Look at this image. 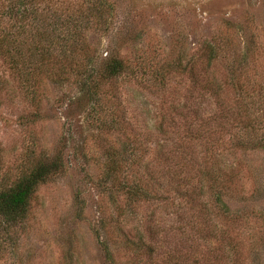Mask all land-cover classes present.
Listing matches in <instances>:
<instances>
[{"label":"rangeland","instance_id":"obj_1","mask_svg":"<svg viewBox=\"0 0 264 264\" xmlns=\"http://www.w3.org/2000/svg\"><path fill=\"white\" fill-rule=\"evenodd\" d=\"M105 1V15L95 10L90 15L88 0H41V4L63 16L84 18L83 41L87 42L83 44L90 46L92 56L97 55L98 61L111 53L138 66L143 63L140 70L168 68L193 56L205 61L203 46L212 41L224 48L219 61L248 62L249 76L258 86L263 85L264 0ZM95 4L99 5L100 0H92V5ZM81 52L78 49L76 58L84 64L85 51ZM0 72L9 77V69L1 58ZM70 78L62 86L45 79L41 88L34 87L36 94L44 99L42 109L30 101L31 95L23 96L13 80V92L0 100V178L4 174L11 179L22 168L30 166V160L40 157L42 152H54L56 148L63 147L66 160L64 171L39 186L24 227L0 235L5 238L3 246L6 247V252L0 253V264H111L100 245L103 240L111 245L117 264L137 261L136 254L124 249L121 239L114 242L107 230L101 228V221L106 228L114 212L110 200L96 185L103 173L101 158L106 146L116 140L133 143V153L140 156L141 143L147 133L152 135L148 154L155 155V125L173 99L187 94L189 73H173L163 91H157L159 87L148 85L151 87L148 88L139 79L134 82L122 78L114 86L117 89L106 83L101 96L92 99V112L89 107L75 102L77 89L72 83L74 76ZM112 109L125 120L120 130L97 125L101 114L110 120L107 114ZM183 129L182 122L173 130L183 135ZM231 132L235 130L223 134L224 143L217 145L222 154H213L221 166L230 165L240 171L234 178L233 190L229 194L223 190L224 199L233 211L231 216L217 221L226 231V237H211L213 235L200 232L197 218L189 212L184 214L178 207L164 210V206L161 208L153 199L141 201L128 221L129 229H137L133 234L148 235L145 227L153 212L158 216L165 214L164 218L172 217L166 226L171 225L170 231L163 232L168 235H161L160 255L147 264L174 261L179 264H264V150L231 154L224 150L225 147L232 150L237 141ZM171 135L177 137L173 132ZM194 155L198 163L206 159L208 164L212 162L211 154ZM191 166L195 174L197 165ZM142 173V165L137 164L135 169L127 170L126 175L139 180ZM210 193L208 191V196ZM210 201L213 202L211 198ZM241 212L250 216L246 227L237 219L236 214ZM178 213L190 219L191 226L184 233L176 229L181 225L177 221ZM116 235L114 230L111 238L116 239ZM228 245L234 246L231 260H227L224 249L230 248Z\"/></svg>","mask_w":264,"mask_h":264},{"label":"trees","instance_id":"obj_2","mask_svg":"<svg viewBox=\"0 0 264 264\" xmlns=\"http://www.w3.org/2000/svg\"><path fill=\"white\" fill-rule=\"evenodd\" d=\"M88 2L90 15L92 10L105 15V0H100V4L95 6L92 0ZM41 3V0H0V58L9 69V77L0 72V100L13 92V80L23 96L28 98L31 95L30 101L42 109L44 99L36 94L34 87L41 88L45 79L62 86L73 75L72 83L77 89L75 102L89 107L92 112V99L101 96L106 83L114 87L122 78L134 82L139 79L146 87H159L156 90L163 91L161 89H165L173 73H189L187 94L181 99H173L171 106L160 113L155 125L157 133L154 135L156 141L159 139L155 141V155L148 154L152 142V135L148 133L141 143L140 156L133 153L135 148L128 140H116L106 146L101 158L103 173L96 180V185L110 200L114 212L106 228L101 221V228L107 230L111 240L121 239L124 249L136 254L135 264L153 263L160 255L161 235H166L163 232L171 229V225L166 226L172 217L164 218L165 214L158 216L153 212L145 227L148 235L140 232L133 234L136 228L129 229L128 226L130 215L139 202L153 199L161 208L164 206V210L171 206L184 210V214L192 213L200 222V232L213 235L211 237L221 235L224 239L226 231L217 221H223L233 211L224 199L223 190L227 194L233 190L234 178L240 171L230 165H220L217 156H214L222 154L217 145L224 143L223 134L234 129L231 135L237 138L235 146L232 150L229 147L224 150L231 154L264 150V83L258 86L256 80L249 76V63L219 61V54L224 48L212 41L203 46L202 55L207 56L205 61L193 56L185 62L161 68L163 70H151L145 66L140 70L143 63L138 66V63H129L111 53L98 61L97 55L92 56L90 46L83 44L84 14H81L82 20L78 16H63ZM108 8L110 13V6ZM78 49L83 53L85 51L84 64L76 58ZM107 116L109 121L102 114L98 117L99 127L120 130L125 126L124 118L116 109H112ZM182 122L184 132L179 135L173 129ZM41 154L11 179L4 174L1 176L0 235L8 234L19 226L24 227L31 200L39 186L64 171L66 160L63 147ZM194 154H211L212 162L208 164L206 159L204 163H198ZM137 164L143 167L141 178L129 179L127 170L135 169ZM191 165H197L195 174L191 172ZM219 183L224 185L219 186ZM208 191H211L209 196ZM176 200L181 202L176 203ZM236 216L241 220V226L246 227L250 223L247 212L237 213ZM178 217L181 225L176 229L184 233L191 226L190 219L181 213ZM260 218H263L262 213ZM113 228L117 233L116 239L111 238ZM205 235L204 238L209 237ZM4 241L5 238H0V253L6 252ZM100 245L107 260L117 264L109 242L103 240ZM228 246L230 248L224 249L227 260H231L234 246ZM172 264H179V261Z\"/></svg>","mask_w":264,"mask_h":264}]
</instances>
